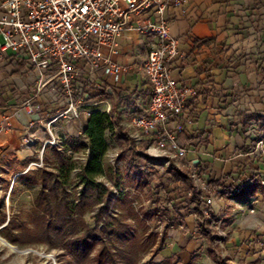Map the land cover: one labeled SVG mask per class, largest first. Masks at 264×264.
<instances>
[{"label":"crops","instance_id":"1","mask_svg":"<svg viewBox=\"0 0 264 264\" xmlns=\"http://www.w3.org/2000/svg\"><path fill=\"white\" fill-rule=\"evenodd\" d=\"M148 17L154 15L147 10L131 14L116 38L114 60L129 67L118 87L120 98L132 103L130 114L146 110L150 98L141 64L156 38L137 28ZM162 17L178 39L180 56L171 63L173 75L179 86L193 91L184 104L193 120L185 123L180 142L188 148V157L199 162L204 177L233 187L231 194L219 193L227 206L234 202L241 209L264 211V0H183L180 7L169 6ZM25 86L17 73L0 68V127L7 125L0 130V168L9 160L30 161L35 144L40 146L46 138L45 113L38 119L17 106ZM81 126L79 119H70L58 130L63 137L74 136ZM194 207H200L197 199ZM189 214L181 221L182 239L168 245L170 254L184 264L195 245L189 238L198 229ZM234 225L242 228V219ZM262 245L261 232L225 240L226 250L239 260L236 264L250 263Z\"/></svg>","mask_w":264,"mask_h":264},{"label":"rangeland","instance_id":"2","mask_svg":"<svg viewBox=\"0 0 264 264\" xmlns=\"http://www.w3.org/2000/svg\"><path fill=\"white\" fill-rule=\"evenodd\" d=\"M29 79L30 77L23 76L21 81L27 85ZM118 104V122L128 131L125 120L129 118L128 108L132 103L119 97ZM87 118L88 116L79 118L82 125ZM69 120L60 118L54 122L57 128L54 134L59 139L57 145L47 144L43 147L44 140L40 146L39 143L35 144L30 161L9 160L0 168V236L3 237L2 225H6L11 218V233L16 241L11 243L3 238L19 250L15 251L0 241V264H91V257L102 247L106 249L109 259L116 264H145L149 261L184 264L176 255L170 254L168 245L182 239L184 229L181 221L188 220L189 213L199 222L194 208L196 199L201 209L207 207L203 199H208L212 215L217 219L215 230L219 238L216 239L215 254H211L206 249L201 232L195 228L194 234L189 238H193L195 245L187 264H236L239 260L230 255L223 240V246L221 245L220 238L229 240L230 237H249L255 236L256 232L264 233V211L261 208L241 209L234 202L227 206L216 190H211L210 194L201 192L202 195L195 196L193 200V181L188 184L174 180L184 166L180 159L161 155L153 147L148 150L151 142L147 139L137 148H128L118 141L114 128H106L104 131L107 143L101 159L104 171L97 177V182L102 184L100 190L104 191L102 203H93L98 193L97 188L87 187L85 196H79L82 185L78 175L86 162L88 151L85 147H71L67 140L74 137L87 142V139L81 134V130L77 135L65 134L63 137L59 130H64ZM45 137L50 138L48 132H45ZM53 147H58L59 152L64 150L70 159L72 169L66 187L67 201L74 203L72 207H76V212L69 213L62 204L58 208V215L50 218L39 210H34L38 206L41 183L39 175L32 178V173L56 171V166L61 162L60 157L52 150ZM142 171L153 172L155 178L147 182L142 177ZM8 177L10 180L7 183L5 178ZM45 177L49 178L47 175ZM172 201L176 204H171ZM79 211L83 212L82 221L79 220ZM3 214L6 220L1 223ZM237 218L242 219V228L234 225ZM169 220H173L176 227H171ZM96 221H99L97 227L102 226L103 231H96L99 239H92V234H83L84 225L91 228ZM202 224L208 225V220H203ZM84 242L90 245L84 248ZM157 244L163 245V248L155 254ZM258 252L261 253L248 264H264V250L256 253Z\"/></svg>","mask_w":264,"mask_h":264},{"label":"built area","instance_id":"3","mask_svg":"<svg viewBox=\"0 0 264 264\" xmlns=\"http://www.w3.org/2000/svg\"><path fill=\"white\" fill-rule=\"evenodd\" d=\"M182 2L0 0V68H8L21 78L30 77L17 106L37 114L38 119L45 113L43 127L50 138L43 147L59 142L54 122L60 118L114 113L113 97L119 93L122 75L129 71L127 65L114 60L118 54L116 38L128 26L131 14L147 10L154 18L140 21L137 28L156 38L141 64L150 98L146 110L132 112L125 120L129 128L126 145L137 148L147 138L151 142L148 150L153 147L161 155L183 162L196 196L211 193L198 173L199 162L188 157V148L179 139L185 123L193 120L184 105L193 91L179 86L173 75L171 63L180 56L178 39L162 15L169 6L180 7ZM4 127L7 125L0 130Z\"/></svg>","mask_w":264,"mask_h":264},{"label":"trees","instance_id":"4","mask_svg":"<svg viewBox=\"0 0 264 264\" xmlns=\"http://www.w3.org/2000/svg\"><path fill=\"white\" fill-rule=\"evenodd\" d=\"M119 93L115 94L114 104L112 110L114 113L106 114L102 112H93L91 113L85 123L81 127V134L87 139V142H84L83 139H75L74 137H70L67 142L71 147H85L88 151V157L86 159L85 164L79 171V181L81 183V190L79 192V196H85L84 192L87 187L97 188L98 193L93 200V203L100 204L102 203V196L104 191L100 190L102 184L97 182V177L103 173V165H102V156L107 149V143L104 138V131L106 128H114L115 133L117 135L118 141L122 144H126V136L124 128L118 122V115L116 114V103L119 101ZM58 147H53L52 150L60 157V164L56 166V171H40L33 172V177L35 178L36 174L39 175V181L41 183V189L38 196V206L34 208V210H39L42 214L47 215L48 217H55L58 215V208L63 204L65 210H69V213L74 214L75 208L72 207V204L67 201V191L66 187L69 182V172L72 169L71 163H69V157L62 152L57 150ZM46 155V149L44 150V156ZM145 156V155H144ZM47 160V156H46ZM199 175L204 179L206 185L210 188V190H216L218 193L222 194H231L233 191V187L231 185H222L219 180H214L213 176L204 177L202 175V170L199 169ZM142 177L146 179L147 182L152 181L155 178V174L151 171H142ZM45 175L49 178L46 179ZM175 181H183L188 184L192 183V178L189 170L182 166L178 171V175L174 178ZM194 192V191H193ZM202 193H198L197 196H201ZM206 196V195H205ZM203 199V198H202ZM204 203L206 201L203 199ZM171 204H176L174 201ZM207 204V203H206ZM196 213L198 214L199 222L198 229L202 234V237L205 240L206 249L209 253L215 254L217 248L216 239L219 236L215 230V224L217 223V219L212 215V211L207 204L205 209H201L200 207H194ZM79 217L81 219L82 211H79ZM69 215V214H68ZM208 220V225L204 226L202 224L203 220ZM6 220L5 215L2 216V222L4 223ZM99 221L95 222L94 227L87 228L85 226V230L83 234H92V239H99V235L96 234V231H103V227H97ZM13 221L10 218L6 225L2 228V235L9 242L13 243L16 241L15 237H13L11 233V229L13 227ZM82 224H84L82 222ZM169 225L173 227L175 224L173 220H169ZM223 243L225 245V240L223 239ZM90 244L84 242V248H87ZM82 246V247H83ZM163 245L157 244L155 248V254L162 250ZM264 250V247L260 248L259 251ZM254 253V251H252ZM110 257L106 253V249L104 247L100 248L93 257H91V264H116L112 262ZM145 264H161L149 261Z\"/></svg>","mask_w":264,"mask_h":264},{"label":"bare ground","instance_id":"5","mask_svg":"<svg viewBox=\"0 0 264 264\" xmlns=\"http://www.w3.org/2000/svg\"><path fill=\"white\" fill-rule=\"evenodd\" d=\"M0 241L2 244L9 246L15 251H19L15 246L11 245L7 240H5L3 237L0 236Z\"/></svg>","mask_w":264,"mask_h":264},{"label":"water","instance_id":"6","mask_svg":"<svg viewBox=\"0 0 264 264\" xmlns=\"http://www.w3.org/2000/svg\"><path fill=\"white\" fill-rule=\"evenodd\" d=\"M2 226H5V224H4V225H2Z\"/></svg>","mask_w":264,"mask_h":264}]
</instances>
